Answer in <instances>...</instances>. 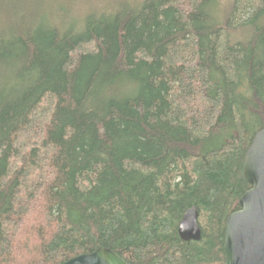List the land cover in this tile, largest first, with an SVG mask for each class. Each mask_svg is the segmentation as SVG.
Segmentation results:
<instances>
[{"label": "trees", "instance_id": "trees-1", "mask_svg": "<svg viewBox=\"0 0 264 264\" xmlns=\"http://www.w3.org/2000/svg\"><path fill=\"white\" fill-rule=\"evenodd\" d=\"M124 1L0 0V264H225L264 129V0Z\"/></svg>", "mask_w": 264, "mask_h": 264}, {"label": "water", "instance_id": "water-1", "mask_svg": "<svg viewBox=\"0 0 264 264\" xmlns=\"http://www.w3.org/2000/svg\"><path fill=\"white\" fill-rule=\"evenodd\" d=\"M249 185L239 198L238 210L228 215L223 229L225 264H264V129L257 132L242 158ZM196 208L181 217L177 234L182 241H198L201 230ZM62 264H127L114 252L98 248Z\"/></svg>", "mask_w": 264, "mask_h": 264}, {"label": "bare ground", "instance_id": "bare-ground-1", "mask_svg": "<svg viewBox=\"0 0 264 264\" xmlns=\"http://www.w3.org/2000/svg\"><path fill=\"white\" fill-rule=\"evenodd\" d=\"M114 1V0H113ZM122 2V1H121ZM123 2H125L124 0H123ZM138 2V1H137ZM137 2H135V3H137ZM62 3V2H61ZM139 3V2H138ZM64 6V5H63ZM12 11V10H11ZM15 11V10H14ZM14 13V12H13ZM11 19V18H10ZM15 21V20H14ZM11 22V21H10ZM18 25L19 24H17V27H18ZM15 26H16V24H15ZM16 30V29H15Z\"/></svg>", "mask_w": 264, "mask_h": 264}]
</instances>
